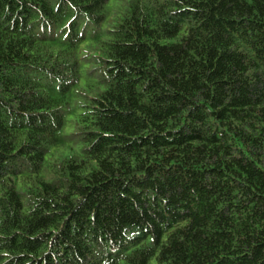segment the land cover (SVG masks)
Segmentation results:
<instances>
[{
  "label": "trees",
  "instance_id": "trees-1",
  "mask_svg": "<svg viewBox=\"0 0 264 264\" xmlns=\"http://www.w3.org/2000/svg\"><path fill=\"white\" fill-rule=\"evenodd\" d=\"M0 264H264V0H0Z\"/></svg>",
  "mask_w": 264,
  "mask_h": 264
}]
</instances>
